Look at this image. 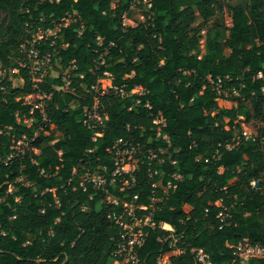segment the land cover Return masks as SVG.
<instances>
[{"label":"trees","instance_id":"obj_1","mask_svg":"<svg viewBox=\"0 0 264 264\" xmlns=\"http://www.w3.org/2000/svg\"><path fill=\"white\" fill-rule=\"evenodd\" d=\"M225 2L230 25L214 20ZM151 3L0 0V264H108L122 237L110 214L126 204L154 203L140 264L161 255L196 264L193 248L214 264H242L234 251L243 238L264 246V0ZM134 7L145 19L124 25ZM39 28L56 35L36 43L52 68L35 88L26 48ZM98 82L107 119L91 128L84 119ZM137 86L144 92L114 90ZM38 92L51 93L46 118L25 99L38 102ZM252 120L246 137L242 123ZM23 135L38 152L5 162ZM120 139L138 165L113 176ZM87 171L105 176L107 190L80 186ZM223 206L231 217L221 222Z\"/></svg>","mask_w":264,"mask_h":264},{"label":"built area","instance_id":"obj_2","mask_svg":"<svg viewBox=\"0 0 264 264\" xmlns=\"http://www.w3.org/2000/svg\"><path fill=\"white\" fill-rule=\"evenodd\" d=\"M143 4L146 8H150L152 6L151 0H143ZM68 22V20H66ZM124 25H127L126 17L123 19ZM55 29H47L44 30L39 28L36 34L33 36V39L28 42V46L26 48L28 61L30 63V73L33 79L34 87L36 88L38 82L42 80L45 75H47L52 68V60L49 53L40 55L39 50L36 48V43L40 42L44 38H48L49 36H55ZM106 73V72H105ZM66 86L69 83L68 76H65ZM57 90H66L68 88L57 87ZM114 90L122 96H126L129 94H140L144 92V88L141 86H137L133 88L131 91L125 90V88H114ZM91 92L93 94L94 103L91 107H89L85 113L84 123L91 128H95L97 126H104L105 120L107 116L102 114V107L100 104V97L107 92V88L99 82L92 86ZM50 94H42L38 92L35 96L38 98V102H33V96L29 95L25 97L27 103L33 104L32 110L37 108L42 113L43 118H46V112L44 109V98L50 97ZM158 122H162V120H158ZM246 134V137L251 134ZM96 135H102L101 132H96ZM95 139V137H94ZM32 138H28L23 135L20 138H13L11 150L12 152L7 156L5 162L12 161L16 158H23L27 154L31 152H38V150L32 145ZM124 144L123 147L121 144ZM128 142L119 140V142L114 146V163H115V171L113 172V176L121 175L123 173L133 172L138 165V159L135 156V147L127 146ZM61 154L62 152L59 151ZM155 155H148V158H154ZM22 180V179H21ZM114 179L111 180L113 182ZM87 182H92L96 188H103L107 190V178L101 174L92 176L91 172L87 171L80 181V186L84 189L87 186ZM259 182V185L256 183ZM253 186L260 187V181L254 180L252 182ZM154 186H162L164 190H168L169 186H163L161 182L154 183ZM108 199L114 203H117V199L113 196H108ZM156 199L153 198V202ZM137 209H142L145 212L142 214H138ZM154 203H151L149 206L146 205H136L126 204L124 211L122 214L117 215L115 213H111L110 216L119 224L122 237L120 242L117 244V248L114 252V255L119 260L125 262L126 264H140V261L137 257V247L143 245L144 243V235H143V227L148 224H152V218L154 213ZM124 214L130 216L129 220L124 219ZM217 217L221 222L227 221L228 218L231 217V213L227 207L223 206V208L217 214ZM165 224L162 225L163 228ZM222 226H220L221 228ZM167 229V228H166ZM193 252H196V264H214L208 259V255L202 250L193 248ZM234 254L236 257L242 259H247L248 261L251 258L263 256L264 257V246L259 244H253L250 239L243 238L238 245L235 247ZM158 264H172L168 255H161L158 258Z\"/></svg>","mask_w":264,"mask_h":264},{"label":"rangeland","instance_id":"obj_3","mask_svg":"<svg viewBox=\"0 0 264 264\" xmlns=\"http://www.w3.org/2000/svg\"><path fill=\"white\" fill-rule=\"evenodd\" d=\"M145 19L144 16V8L140 7H134L131 12L126 16V22L127 24L136 25L137 23L143 21ZM214 20L219 23H225L226 25H230L231 22V16H230V10L226 6V2L224 3V7L222 10L218 11L217 14L214 16ZM202 42V51L204 46V39L201 40ZM10 78L13 79V76L10 75ZM220 106H224L225 102L223 100L219 101ZM259 122L257 120H252L251 122H243V130L247 134H255L256 129ZM111 262V261H110ZM114 264H118L115 262H112ZM121 263V262H120ZM242 264H247V259L241 260Z\"/></svg>","mask_w":264,"mask_h":264},{"label":"crops","instance_id":"obj_4","mask_svg":"<svg viewBox=\"0 0 264 264\" xmlns=\"http://www.w3.org/2000/svg\"><path fill=\"white\" fill-rule=\"evenodd\" d=\"M205 51V48H204V46H203V52ZM165 226V228H167V229H169V230H173V228H172V226L171 225H169V224H165L164 225ZM111 261V262H110ZM112 262H115V263H118V264H124L125 262H123V261H121V260H119V259H110L109 260V262H108V264H114V263H112ZM121 262V263H120Z\"/></svg>","mask_w":264,"mask_h":264},{"label":"water","instance_id":"obj_5","mask_svg":"<svg viewBox=\"0 0 264 264\" xmlns=\"http://www.w3.org/2000/svg\"><path fill=\"white\" fill-rule=\"evenodd\" d=\"M256 185H259V182H257Z\"/></svg>","mask_w":264,"mask_h":264}]
</instances>
